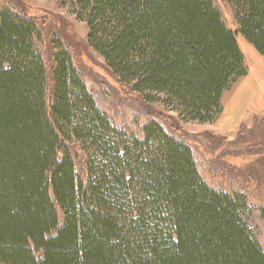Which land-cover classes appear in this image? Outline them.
Wrapping results in <instances>:
<instances>
[{
    "label": "trees",
    "instance_id": "16d2710c",
    "mask_svg": "<svg viewBox=\"0 0 264 264\" xmlns=\"http://www.w3.org/2000/svg\"><path fill=\"white\" fill-rule=\"evenodd\" d=\"M224 1L235 31L215 0L57 1L139 101L118 118L62 40L45 54L42 24L0 0V264H264L246 186L172 123L215 122L247 74L236 35L264 59V0Z\"/></svg>",
    "mask_w": 264,
    "mask_h": 264
},
{
    "label": "rangeland",
    "instance_id": "374dc122",
    "mask_svg": "<svg viewBox=\"0 0 264 264\" xmlns=\"http://www.w3.org/2000/svg\"><path fill=\"white\" fill-rule=\"evenodd\" d=\"M12 1L25 15L36 18L42 24L46 39L43 48L45 54L50 53L51 40L59 37L63 45L74 53L88 87L99 98L113 104L112 108L116 111L110 113L119 118L117 112L120 108L116 105L121 101L131 104L135 99L125 94L124 88L106 69L103 59L88 47L85 22L76 19L68 4L67 7H59L58 0ZM215 1L226 26L235 31L236 23L227 3L224 0ZM236 42L243 55L247 74L224 91L222 111L215 122L211 125L180 121L172 123L184 133L199 134L204 143L200 154L213 167L224 169L228 176L238 178L246 186L243 219L264 252V94L261 93L264 83L257 85L259 75L264 79V59L241 35H236ZM157 102L151 106L152 111L163 113L168 121L176 120L167 104L163 106ZM136 103L139 105L134 103V110L140 111L142 107L139 101ZM138 119L132 113L128 115L129 122ZM236 122L246 123H242L237 130L223 131L233 129Z\"/></svg>",
    "mask_w": 264,
    "mask_h": 264
},
{
    "label": "crops",
    "instance_id": "0c3cea01",
    "mask_svg": "<svg viewBox=\"0 0 264 264\" xmlns=\"http://www.w3.org/2000/svg\"><path fill=\"white\" fill-rule=\"evenodd\" d=\"M253 75V74H252ZM260 80L257 82V85H260L261 83H264V79L261 75H259L258 77ZM262 94H264V91L261 92ZM223 123V122H221ZM242 123H246V122H236L235 126L233 127V129H229V130H223V131H230V130H237L238 127H240L242 125ZM222 127H225L224 125H222Z\"/></svg>",
    "mask_w": 264,
    "mask_h": 264
}]
</instances>
